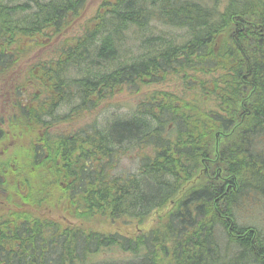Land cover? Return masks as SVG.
<instances>
[{"label": "trees", "instance_id": "1", "mask_svg": "<svg viewBox=\"0 0 264 264\" xmlns=\"http://www.w3.org/2000/svg\"><path fill=\"white\" fill-rule=\"evenodd\" d=\"M14 1L0 0V73L84 4ZM59 48L16 67V117L0 121V264H264V226L248 215L264 217V0H104ZM167 76L180 94L51 131L59 103L69 121ZM129 148L150 153L114 174Z\"/></svg>", "mask_w": 264, "mask_h": 264}, {"label": "rangeland", "instance_id": "2", "mask_svg": "<svg viewBox=\"0 0 264 264\" xmlns=\"http://www.w3.org/2000/svg\"><path fill=\"white\" fill-rule=\"evenodd\" d=\"M20 0H15L14 2H19ZM104 0H84L83 7L79 11L80 17L72 20V23L67 27L63 35L49 37L47 39L44 36V46H39L36 42L33 49L29 50V53L25 55V57L21 58L19 64H15L14 68L8 72V76L6 79L1 81L0 86L4 88H8L9 84L14 79V70L15 67L24 71L26 68L30 66H35L38 62H42L43 60H48L55 56L58 51L60 50L61 45H65V39L71 38L75 35H79L81 33L82 26L84 22L92 17L98 6ZM152 34L153 35H166V31L170 29L168 27L163 26L159 22L152 21ZM173 35H178L182 33L181 28H174L171 30ZM151 34H146L144 36H150ZM129 36L127 40V44L123 46V50H131L133 54H137L140 49L138 47L139 41L134 36ZM30 47V48H31ZM153 90H165L171 92H178L181 93V84L177 82V80L173 76H167V79H161L157 82L151 84H144L139 86H124L122 90L113 93L110 97L97 102L95 105V109L91 113H83L78 118L74 117L69 119V121H60L61 116L69 114L70 110L72 109V105H61L60 103L56 106L54 115L60 116L57 119L51 122V129L52 132L59 131V130H68V132L79 130L81 127H84L89 122H95L94 125H99L102 118H112L118 117L122 114H127V112L132 111L135 109L136 104L141 100L145 99ZM68 91V89H67ZM71 91V90H70ZM68 91V92H70ZM71 93V92H70ZM69 93V96H70ZM77 101H74V105H76ZM140 111V108H138ZM74 116V115H73ZM51 119V118H49ZM48 119V121H49ZM54 119V118H53ZM66 132V133H68ZM138 152V153H137ZM150 153V150L147 149H134L129 148L124 151V154L119 155L117 157V163L115 168L113 169L114 174H128V173H135L137 168L140 164L141 158L147 156ZM140 154V155H139ZM255 206H252L254 208ZM257 208V207H255ZM248 215L255 216L257 220L254 222L257 226H264V217L260 214L256 215L251 212H248ZM222 238V235H221Z\"/></svg>", "mask_w": 264, "mask_h": 264}, {"label": "flooded vegetation", "instance_id": "3", "mask_svg": "<svg viewBox=\"0 0 264 264\" xmlns=\"http://www.w3.org/2000/svg\"><path fill=\"white\" fill-rule=\"evenodd\" d=\"M10 70L5 73H0V84L1 81L6 79L8 76V72L14 68L15 64H4V66H12ZM14 79L9 84L8 88H4L0 86V121H5L7 119H11L16 117L17 111V102H16V67L14 70ZM44 117H48V114L44 115Z\"/></svg>", "mask_w": 264, "mask_h": 264}, {"label": "bare ground", "instance_id": "4", "mask_svg": "<svg viewBox=\"0 0 264 264\" xmlns=\"http://www.w3.org/2000/svg\"><path fill=\"white\" fill-rule=\"evenodd\" d=\"M79 103V101L76 103V105ZM85 105H87V104H85ZM201 255H202V253H201ZM204 255V254H203ZM206 256V255H205ZM202 257V256H201ZM203 258V257H202ZM204 261H205V259H204Z\"/></svg>", "mask_w": 264, "mask_h": 264}]
</instances>
